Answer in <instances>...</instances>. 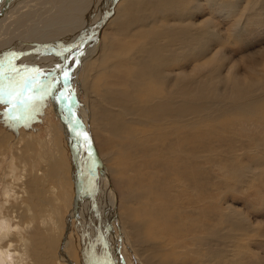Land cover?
<instances>
[{
    "label": "rangeland",
    "instance_id": "rangeland-1",
    "mask_svg": "<svg viewBox=\"0 0 264 264\" xmlns=\"http://www.w3.org/2000/svg\"><path fill=\"white\" fill-rule=\"evenodd\" d=\"M8 1L11 2L6 14H11L8 15L10 19L5 17L6 14L0 18V42L7 45L14 37L21 38L17 41L21 47L17 46L20 49L15 51L18 60L27 55H23L24 52L41 49L38 45L45 47L55 42L52 36L53 41L49 39V34L70 28L71 22L60 20L59 23L57 19L60 9L66 5L62 12L71 14L68 11L70 0L36 2L32 5V12L38 15L35 13L28 27L26 23L21 26L13 24L15 14L12 11L16 12L21 7L14 9L15 0H0V8L3 3L9 4ZM137 1L140 4L133 8L137 17H133L131 28L120 32L115 21H109L94 41L97 46L112 39L116 43V53L136 51L140 59L154 65L151 45L145 46L142 38L170 36L178 43L176 46H180L195 32L197 38L201 37L200 43L185 49L180 56L174 54L173 60L159 47L157 51L169 60L168 63L154 65L157 66V75L153 82L144 80V77L141 79L135 67L127 64L128 61L108 73L99 71L94 65L99 48L92 54L90 51L97 46L91 44L80 53L81 58L87 57V62L78 76H74V81L69 82V98L76 99L82 108L87 106L91 113L100 91L109 89L119 97H127L126 105L142 113L148 112V106L139 104L135 94H142L143 98L145 94L156 96L159 91L174 94L178 89L177 103L189 94L188 107L191 111L195 107V112L191 113L193 117L189 120L184 115L173 125L165 120L164 129L158 128L157 135L153 126L148 128L144 123L139 125L134 121V133L131 132L125 140L113 132H105L95 120V111H92L88 118V131L100 159L88 170L85 163L79 170L74 165L65 131L59 127L62 124L60 117L50 103L56 99L53 85L46 86L44 82L48 80L43 79L42 85L37 84L39 87L28 81L20 85L24 83L21 81L14 88H0V94L4 92V96H0V141L3 142L0 150V225H3L0 227V264H36L30 251H33L31 238L38 236L36 234L41 235V241L36 245L45 250L42 255H45L47 264H92V255L96 264H140L142 257L148 258L150 264H159L151 253L155 248L159 255L163 251L156 244L147 245L146 238H168V229L182 224L180 216L185 217L186 224L202 225V229L197 231H201L204 238L210 237L213 246L217 248V243L221 244L222 258L227 255L225 259L229 263L221 258L218 264H264V0ZM84 2L78 4L82 9H77L76 14L84 17L82 20L87 24L83 27L87 32L90 28L88 20L105 13V2L92 0L88 6H92L90 10L86 3L83 5ZM54 8L58 9L52 10ZM100 13L102 15H98ZM138 45L142 48H137ZM32 65L35 66L34 63ZM59 74L60 80L65 78L63 72ZM138 82L142 83L139 87ZM33 85L34 89L29 88ZM153 87L159 88L156 93L151 89ZM166 98L168 100L169 96ZM117 102L125 106L121 98ZM119 104L111 102L109 106L119 110ZM148 105L152 106V102ZM144 128L146 133H143ZM83 154L87 155L85 150ZM1 155L7 157L4 162ZM11 163L14 175L12 170L9 171ZM83 168L85 171H81ZM25 171L34 173V178L16 181L15 177L25 175ZM80 174H84L82 183H79ZM26 189L36 195V202L38 200L33 210V223L30 224V219L24 216L25 207L20 210L23 214L18 212L16 216L13 211L10 213L11 206L17 209L20 203L30 206ZM1 219L8 220V223ZM155 221L165 225L160 233L152 229V226L156 228L159 225ZM131 223L137 226H131ZM47 229L52 234L50 237L45 235ZM136 231L144 234L138 237ZM194 231L178 236V241L191 256L196 249L203 252L210 249L192 242L198 233L196 229ZM147 233L151 235L146 236ZM50 241L56 243L51 254L46 251L50 249ZM172 243L175 246L177 241ZM60 252L62 261L58 259Z\"/></svg>",
    "mask_w": 264,
    "mask_h": 264
},
{
    "label": "bare ground",
    "instance_id": "bare-ground-1",
    "mask_svg": "<svg viewBox=\"0 0 264 264\" xmlns=\"http://www.w3.org/2000/svg\"><path fill=\"white\" fill-rule=\"evenodd\" d=\"M40 1L41 0H15L13 2L14 9H16L20 5H21V7L16 12H15V10L12 11L15 14V17H14L15 23H13V24L18 25V26L19 25L21 26V25H23V24L26 23V27H28L31 19L33 18V16L36 13V12L35 13L32 12V5L35 4L36 2H40ZM70 1L71 2L68 3V6H69L68 11H71V14L70 15L69 14L66 15L65 12H62V11H64V8L66 10V7H67V5H66V7L63 8V10L60 9V11H61L60 16L57 15V16H59L57 18V19H59L58 20L59 23H60V20H62V22H68V24H69V22H71V24L69 26L70 28L66 29L65 31H61V32L59 31V32H57L58 34H53L52 35V33H51V34H49L50 36H48L47 33H46V35L49 37V39H51V38H53V40L56 39V41L53 42L52 44L46 45L45 47L43 45L39 46L37 44L39 48H41V47L42 48L41 49H37V50H32L31 52L29 51V53L28 52H24V54L22 53V51H23L22 50L21 53L23 55H25V53H26L27 55H25V57L22 60H18V58H16V56H15V51H17V50L19 51V49H20V48H17V46H20L21 47V43H17V41L21 40V38L14 37L13 39H11V41H9V43L7 45H4L3 42H0V88L3 89V87H5V86H9L11 88H14V87L18 86V82H21V81L24 82V83H21L20 85H25V84H27L26 81H28L29 84H30V82H32L31 84H34L33 82H35L36 86H38L37 84H39V86H40V84L42 82H44V80L47 79L48 81H46L44 83L47 84L46 86H50V85L52 86L53 85L52 87L54 88V91H55L53 93H55L54 95L56 97V99H53L52 98L53 100L50 103L52 104V107L56 110V112L58 113V116L60 117V120L62 121V122L60 121V123H62V124L59 125V127L61 128L62 131L63 130L65 131L64 134H65V137L67 139V143L69 144V147H70V149L72 151V154H73L74 165L80 170V169H82V167H84V163H85V164H87L85 166V168H86V170H88L90 167H92V165L95 164V161H97V164H98L99 159H100V155L97 152V147L95 146V143H94L93 138L90 137V132L88 131V130H90L88 118H89L90 114L92 113V111H95L94 114L97 115V119L94 116H93V118H95V120L98 121V123L100 124L99 126H101L105 130V132H107L108 134L111 133V132H113L112 134H114L118 138L121 137L122 139H125L126 140L128 138V136H131L132 130H134V127H133L134 126V121L138 122L139 125H142L140 123V122H142L148 128L150 126H153L156 129V135H157L158 128L161 129V130L164 129V126H163V123L164 122L163 121L169 120V123H171V125H173L172 123L178 122L179 121V117H182L184 115H187L188 116L187 119L190 120V118L193 117V116H191V113L195 112V107L193 108L194 109L193 111H191L192 109H189L190 107H188L189 106V102H190L189 101V99H190L189 94L184 95V98L182 99V101L180 100V102L177 103V101L179 99V96H177V94H176V93L179 92L177 88H175L177 90H176V92H174V94H165L166 92L165 93H162V91H159L158 92V95H156V96H149V95H146L145 94L143 96V98H141L142 94H135L138 97L136 100L139 102V104L147 105L148 106L147 107L148 108V110H147L148 112H142V113H137L138 111L135 112L129 106L126 105V102L128 100L126 96H125L126 98H124L122 96L119 97L118 95L114 94L111 90L109 91V89L108 90H105V92H101L103 90L100 91V93L98 94V97L95 98V99L98 98L97 101H96L97 103L95 105L94 110H92L91 113L89 112V109H88L87 106H85L84 108H82L80 106L79 102L76 101V99H73L72 100L71 99L72 96L69 98V91H68V89L71 88V85L68 88L69 82L72 83L71 80L74 81V79H73L74 76H78L79 70L83 67L84 63L87 62V60H86L87 57L86 58H83V56H82V58H81V55H80L81 51H83L85 47H87V46H89L91 44H94V46H97L96 45L97 42H94V41L98 38V35L103 31V29L108 25L109 21H115V26H116V28L118 27L117 30H120V32H124L125 29H128L131 26L130 24L132 22L133 17H137L136 14L133 13V11H134L133 8L135 6H137L138 4H140L139 1H137V0H130V2H127L125 0L126 3H125L124 0H123L124 2L121 1V3L119 2L120 0H104V2H105V11L104 12L105 13H103V15L101 13L98 14V15H102L101 17L100 16H96L97 15V13H96L95 14V16L97 17L96 19H94L92 21L91 20H88V25H89L88 27H90V28L88 29L86 27L87 28V32H86V30H84L83 25L84 24H87V23H85V21L83 22V20H82V18H84V17H82V14H80V13L78 15L76 14V10L77 9H79V10L82 9V7H79L78 4L84 2V0H70ZM10 2H9V4L6 3L4 5L5 2L2 4V6L0 8V11H1L0 12V18H1V16H4L7 13L6 11L9 8ZM62 2H64V1H62ZM85 3H86V0L83 3V5H85ZM91 3H92V0L88 1L85 6L88 7L89 5H91ZM54 4H56V3H54ZM121 4H123V5H121ZM164 5H166V4H164ZM91 7H88V9L91 8ZM36 8L37 7H35V9ZM51 8L52 7H50V9ZM56 9H58V8H56ZM56 9L54 8L52 10H56ZM85 10H86V8H85ZM60 11H58L57 13H59ZM19 12L20 13L23 12V15H21V14H20L21 16L18 15ZM137 12L140 13L139 10H137ZM10 14L8 13V15H10ZM36 14L38 15V13H36ZM8 15L5 16V17L6 18H9ZM116 15H118V18H116ZM47 16H48V14H47ZM53 16H54V14H53ZM87 18H89L88 15H87ZM140 18H141V16H140ZM91 19H92V17H91ZM2 20H3V18H2ZM89 21H91V22H89ZM45 23H47V22H45ZM4 27H3V29H4ZM35 27H33V28H35ZM17 28L15 27V29H17ZM38 28H39V26H38ZM39 29H41V28H39ZM139 29L140 28H138V30H137L138 33L141 32ZM0 30H2V29H0ZM5 30H6V27H5ZM30 31H31V29H30ZM55 31H56V26H55ZM137 31L135 30L136 33H137ZM37 32H39V31H37ZM43 32H44V29H43ZM9 33H11V30H10ZM103 33H105V32H103ZM145 34L146 33H144V35ZM35 35H37V33ZM40 37L43 38L45 36H43V35L41 36L40 35ZM40 37L38 36V39ZM46 37H45V39H46ZM91 38H94L93 41H90ZM118 38H120V37H118ZM187 38H188L187 39L188 41L185 44L183 43L180 46H176V44L178 45V43L174 39H173L174 41L171 40L170 36H166L165 38H163V37H153V36H149V37L144 38V39L142 38L141 40H142V42H144L143 44L145 46L146 45H148V46L151 45V48H152V51H153L152 54L155 55L154 65H157V64L160 65V64H163L165 62L168 63V60H169L168 57L171 59L174 54H178L177 56H180L181 54L184 53V50L185 49L193 48L196 43H198V42L200 43V41H201V37H198L197 38L195 32L192 33V34H190V37H187ZM8 39L10 40V38H8ZM164 40H166V42ZM7 41H5V42H7ZM167 41H168V43H167ZM24 42H25V40H24ZM24 42L22 41L23 44H24ZM41 42H45V41H41ZM103 42H102L103 44L99 43L100 44L99 46L93 47L92 50L90 51V53L94 54L93 52L94 51L96 52V50L99 48V51L96 52L97 55L95 57V63H94L95 67L98 68L99 71H102L104 74L105 73H108L111 69L116 68L117 65L121 66L125 61L126 62L128 61L127 64L131 63L132 64V67L133 66L135 67V70H136V72H138L140 74L141 79H143V77H144V80H149L150 82H153V79L157 75V73L155 71L156 70L155 68L158 65L157 66H154L152 63H149V62L146 63L145 60H144V58L143 59H140L139 58L141 56L138 55L136 53V51L134 53L133 52H130V51H129V53H127V52L126 53H123L124 51L123 52H119L118 51L116 53L114 51V46H115L116 43L112 39H109L108 41L107 40H104ZM36 43H37V41H36ZM174 43H175V47H173V49H172V45ZM23 44H22V46H23ZM163 46H167V47H164L163 48ZM140 47L141 46L138 45L137 48H140ZM159 47H160V49H162V50H164L166 52V56H168V57L163 56L162 55V52L157 51V49ZM177 47H179L178 50L177 49H174V48H177ZM137 48H135V50ZM146 48L148 49V47H146ZM120 49H121V47H120ZM86 51H87V49H86ZM154 51H157V52H154ZM53 52H54V54H53L54 56L52 57V53ZM47 53H48V55L45 56ZM120 53H123V54H120ZM88 54H87V56H88ZM175 59L177 60V57ZM172 60H173V58H172ZM33 63L35 64V66L32 65ZM163 68H164V66H163ZM60 72H63L65 74V78L64 77L61 78L62 80H60L58 78V74ZM36 75H38V76H36ZM160 78H162V77H160ZM35 79H38V80H36V81H38V83H36ZM98 83H100V82H98ZM92 84H94V82ZM140 84H142V83L138 82L137 83V87H139ZM170 84H171V81H170ZM177 85H178V83H177ZM33 87H35V86L33 85V86L29 87V88H33ZM143 87H145V86H143ZM44 89L46 90V89H48V87L47 88H44ZM151 89H153L154 90V93H156L159 88L158 87H153ZM12 90H10V91L12 92ZM24 90H26V89H24ZM135 90H137V89H135ZM78 91H80V90H78ZM96 91H94V92H96ZM3 93H1L0 96L3 95ZM35 93H37V92H35ZM47 93H49V92H47ZM47 93H45V94H47ZM182 93H184V92H182ZM32 94H33V92H32ZM167 96H169V99L168 100H166L167 99L166 98ZM118 97L121 98V103L123 105H125V106H121L117 102V100L119 99ZM143 101H145V102L142 103ZM111 102H114L115 104H119L121 108L119 110H116V109L110 107L109 105H110ZM151 102H152V106L151 105H148ZM48 103H49V100H48ZM138 110L140 112V109H138ZM144 124H143V127H144ZM79 127L81 129L83 128V131L81 129H78L77 130V128H79ZM124 130H125V132L122 133V131H124ZM146 132H147V129L144 128V132L143 133H146ZM81 133H83L82 135H84L85 137H87V141L88 142L87 141L85 142V139H83L81 137ZM132 133H134V132H132ZM168 133H170V132H168ZM164 134H166V133L164 132ZM166 135H164V136H166ZM171 137H172V135H171ZM2 144H3V142L0 141V150H2V148H3ZM11 146L12 145L10 144L9 147H11ZM10 150H12V148H10ZM83 150L86 151V154L87 155L83 154ZM5 158H7V157L1 155V161L4 162L5 161ZM13 168H14L13 163H11V165H9V169H10L9 171L12 170L11 171L12 172V175H14L13 170H15ZM81 171H85L84 168ZM25 173L27 174L26 171H25ZM26 174L25 175H22L21 174V176L17 175V177H15V180L18 181L21 178V179H23V180L25 179L27 181L28 178H32V176L34 178V173L33 174H30L29 173V174H27V176H26ZM95 174H96V172H95ZM83 177H84V174H82V175L80 174V181H79V183L80 182L81 183L83 182ZM13 189L11 190L12 192H13ZM7 190H8V188H7ZM9 190H10V188H9ZM25 191H26V197H27L26 199L30 203V206L29 205H26V203H20L19 206H18V209L15 208V207H13V206H11L10 208H12V209H10V213H11V211H13L16 214V216L18 215V212L20 214H23L22 208L25 207L24 208L25 209L24 216H26L27 218L30 219V222H29V224H30V223H33V210H34V208H36L38 200L36 202V195L34 193L32 194L30 190L26 189ZM13 194H15V192ZM148 198H149V195H148ZM148 198L145 197V199H148ZM155 198L156 197H154L153 200ZM183 202L184 201H181L182 204H183ZM112 203H114V201ZM2 206L4 207V205H2ZM76 208H78V207H76ZM20 210H22V211H20ZM39 211H41V210H39ZM113 216L114 215H112V217ZM180 218H181V222H182L183 225L182 224L181 225L178 224L176 227H173L172 229H168V235H167L168 238L166 236L164 238L163 237L162 238L155 237V236L153 238H150V239L149 238H146L147 239V243L146 242L145 243L147 245H150V244L154 245V244H156V245H158L159 249L163 251V253L161 255H159V253H157L159 251H157L156 248H155L154 251L152 250L153 251L152 253L150 252L151 254L154 255V257L157 259V261L159 262V264H210V263H212V264H218V261L219 260L222 261L221 258H222V255L224 253H222L223 249H221L222 248L221 247V244H219V242H218L217 243V246L218 247L216 248L215 246L212 245V239H210V237L208 239L207 238H204L202 235H200L201 234L200 233L201 231H199V232L197 231L199 229H202V227H203L202 225H200V224L199 225L198 224L197 225H192L193 223H188V222H187L188 224H186L185 217L180 216ZM1 220H3L4 223L8 221L6 219H1ZM157 222L155 221V223L156 224H159V225L156 228H154L152 226V229H156V232L160 233L161 230L163 228H165V225L163 224V222H161V223H157ZM199 222L200 221H198V223ZM2 226L0 225V227H2ZM70 226H72V225H70ZM131 226H135L136 227L137 224H135V223L132 224L131 223ZM70 229H72V228H70ZM70 229H69V231H71ZM195 229H196V231L198 233L197 234L195 233L196 235H194L193 238L191 237L192 238V242H196L198 244H203L205 246L210 247V249H208L207 251H204V252L201 249H196V250H194V256H191V254L188 251H185V249H184L185 247H183L184 245L182 246L181 243L178 241L179 240L178 236L180 234L181 235L184 234L187 231L195 232L194 231ZM37 231H39V230H37ZM142 232L136 231L135 234L138 237H141L144 234ZM36 235H38V236H34L33 238H31V241L34 243V244L32 243L33 246L31 247L33 249V251L30 250L32 252V255L35 257V261L34 260L33 261L36 264H47V260L45 258V255H44V257L42 255V253L45 250L40 249L41 248L40 246H38L39 248H37V245H36L38 242L41 241V239L39 238V236H41V235L40 234H36ZM45 235L48 236V237H50V235H52V234L47 229L45 231ZM149 235H151V233H147L146 234V236H149ZM83 237H84V234H83ZM65 239H67V237ZM218 239H220V238H218ZM143 240H142V242H143ZM68 241H69V239H68ZM175 241H177V243L175 244V246H173V243L172 242H175ZM49 246H50V249H48V248L46 249L45 246H44V248L46 249L47 252H49L51 254V251H54V248L56 247V243L50 241ZM85 247H89V246H87L85 244ZM61 248H62V246H61ZM181 248H183V250H180ZM223 248H224V246H223ZM226 251H229V250L226 249ZM226 251H224V252H226ZM60 255H61V257L58 256V259H59V261H62L63 254L60 252ZM210 256H212V259L209 260ZM88 257H89V255H88ZM204 257H206V258L204 259ZM225 257L222 258V259H225ZM92 260H93L92 264H96L95 263V260L96 259L93 258V255H92ZM139 262H140V264H150L149 259L148 258L145 259V257L144 258L143 257L140 258L139 259ZM29 263H31V262H29ZM55 264H57V263H55ZM60 264H62V263H60Z\"/></svg>",
    "mask_w": 264,
    "mask_h": 264
},
{
    "label": "snow or ice",
    "instance_id": "snow-or-ice-1",
    "mask_svg": "<svg viewBox=\"0 0 264 264\" xmlns=\"http://www.w3.org/2000/svg\"><path fill=\"white\" fill-rule=\"evenodd\" d=\"M21 102H23V101H21ZM86 140H87V137H85V142H86Z\"/></svg>",
    "mask_w": 264,
    "mask_h": 264
}]
</instances>
